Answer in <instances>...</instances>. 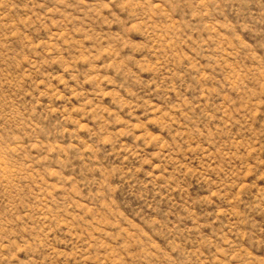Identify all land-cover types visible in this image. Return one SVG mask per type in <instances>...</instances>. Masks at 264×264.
Listing matches in <instances>:
<instances>
[{
  "label": "rangeland",
  "instance_id": "1",
  "mask_svg": "<svg viewBox=\"0 0 264 264\" xmlns=\"http://www.w3.org/2000/svg\"><path fill=\"white\" fill-rule=\"evenodd\" d=\"M0 264H264V0H0Z\"/></svg>",
  "mask_w": 264,
  "mask_h": 264
}]
</instances>
